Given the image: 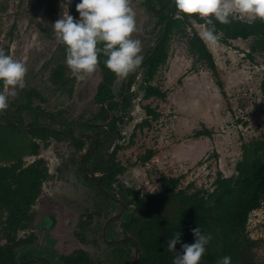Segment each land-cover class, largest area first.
<instances>
[{
    "label": "rangeland",
    "instance_id": "374dc122",
    "mask_svg": "<svg viewBox=\"0 0 264 264\" xmlns=\"http://www.w3.org/2000/svg\"><path fill=\"white\" fill-rule=\"evenodd\" d=\"M77 2L0 0V48L22 61L27 68L26 87L19 90L17 96L10 97L9 107L0 113V145L6 151L0 154V174L9 173L10 167L17 168V175L30 167L45 174L38 198L26 212L25 221L18 223L19 227L11 222L7 204H0V244H5L6 239L16 240L33 234L38 219L54 208L60 214L58 227L45 237L40 233V238L36 237L31 246L45 245V240H50L54 234V244L59 250L56 257L84 248L93 262L113 264L118 258L115 250L119 249L125 252L122 259L130 262L134 254L128 244L110 247L101 241L104 223L113 212L118 214L119 208L102 200L92 184L83 178L78 164L73 161H77L79 151L66 139L40 143L37 150L32 145L34 129L48 125L46 113L52 115L53 126H61L65 121L73 127L81 116L99 110V105L93 101L101 83L98 65L94 73L83 79L72 76L51 26L60 18L65 5L71 15L77 13ZM130 3L137 24V31L132 35L141 41L144 57L159 39L161 26L141 0H130ZM78 16L79 13L73 17ZM177 17L181 18V15ZM203 29L202 25L190 20V26L185 28L183 25L185 35L177 31L170 35L166 60L149 82L141 67L132 77L127 94L130 102L115 110L120 117L119 135L115 141L109 140L101 147L103 164L111 159L116 164L112 192L123 187L137 190L141 195L156 194L160 190L159 175L163 174L179 179L175 192L210 194L219 175L222 178L237 175L236 166L242 160L243 146L264 138V92L261 89L264 53H252L250 40L232 41L228 46L204 41L222 82V94L211 71L197 60L188 46L192 30L200 36ZM58 66H63V77L69 81L64 87L51 81ZM125 80L126 77L115 74L112 92L116 97ZM148 85L163 92L165 98L144 97ZM146 107L157 114L156 118L147 115ZM113 145L115 152L108 158V150ZM85 146H90L89 141ZM149 150L154 152L153 156L143 163L142 158ZM1 188L0 192L6 193L7 189ZM12 190L19 191L14 184L7 192ZM160 210L165 220L172 222L178 205L169 201ZM95 211L98 214H92ZM89 214L92 219L86 218ZM144 218L151 221L153 215L146 213L141 220ZM120 224L118 218L109 226L108 238L124 237ZM245 234L256 242V246L251 251L252 258L244 256V261L246 264H264V202L249 214ZM21 250L22 244H19L15 249L17 256ZM217 250L218 247L213 249V253ZM207 254L206 251L202 255L200 264H216L220 258L217 256L213 262H208L204 257Z\"/></svg>",
    "mask_w": 264,
    "mask_h": 264
},
{
    "label": "trees",
    "instance_id": "16d2710c",
    "mask_svg": "<svg viewBox=\"0 0 264 264\" xmlns=\"http://www.w3.org/2000/svg\"><path fill=\"white\" fill-rule=\"evenodd\" d=\"M141 3L148 13L157 18V23L160 24L162 30L159 39L145 54L140 65L145 70L146 81L149 82L158 67L166 60L170 35L174 31L185 35L183 25L185 28L190 26V20L204 28L207 27V23L206 20L196 15L191 18L187 15H181L182 19L177 17L172 0H141ZM77 14L78 12L73 16ZM214 23L216 30L220 33L219 44L228 46L232 41L250 40L252 53H264V20L257 18L247 22L234 19L229 24H220L216 21ZM181 26L182 28H180ZM191 33L192 35L187 40L190 51L196 55L198 61L203 62L211 71L216 79L217 87L223 94L222 82L218 78L212 54L201 37L194 30ZM60 49L65 54L62 44H60ZM105 59L106 57L101 54L98 62L101 83L97 86L95 98L100 103L111 97L110 87L115 78V73L105 66ZM135 72L136 70L132 73L135 74ZM51 81L55 85L63 87L69 83L63 77V66H58L53 71ZM261 89L264 92V79L261 82ZM144 97L164 99L165 94L148 85L144 89ZM114 105V102L108 103L109 108ZM146 113L156 118L157 114L148 107H146ZM38 130L39 128H35L33 132ZM2 152L6 151L0 145V154ZM153 153L152 150H149L146 156L142 158V162L146 163L150 160ZM9 169V173L0 174V186L9 190L14 184V187L19 191L12 190L8 193L6 190L4 194V191H1L0 204L2 206L7 204L8 209L11 210V222L15 227H19L18 223L25 216L27 207L37 194L42 172L30 167L28 170H24L22 174L17 175L15 174L16 167ZM236 172L235 177L222 178L219 175L215 180V189L206 195H186L181 190L175 192L179 179L166 177L163 174L159 175L160 190L156 194H145L144 197L136 200L139 212L148 210L153 215V220H145L137 228L138 257L132 264H172L175 252L168 250L167 240L179 231L181 243L191 244L194 242V235L191 230L198 226L202 232L210 233L212 237L209 244L206 245L208 254L204 256L208 262H213L214 257L217 256L230 255L232 264H246L244 256L252 258L250 256L251 251L256 246V242L250 240L245 234L248 216L252 211L259 209L264 202V138L243 146L242 160L237 164ZM169 201L176 202L178 205L175 221L172 222L166 221L160 210L162 205ZM216 247L218 250L213 253V249ZM175 249L182 251L180 243L175 245ZM119 253L122 255L121 252ZM87 262L86 258L79 254L68 259L66 264H87ZM0 264H16L13 260L11 245L0 244Z\"/></svg>",
    "mask_w": 264,
    "mask_h": 264
},
{
    "label": "clouds",
    "instance_id": "9594fccd",
    "mask_svg": "<svg viewBox=\"0 0 264 264\" xmlns=\"http://www.w3.org/2000/svg\"><path fill=\"white\" fill-rule=\"evenodd\" d=\"M177 15H196L206 20L207 27L200 33L208 44L219 42L220 33L214 21L229 24L234 19L264 20V0H172ZM78 18L67 11L51 24L56 40L64 46V63L71 75L83 79L95 72L103 54L105 66L124 78L143 62L141 41L133 38L137 31L136 13L130 0H78ZM27 68L4 48H0V113L9 107V98L26 87ZM194 242L181 243L178 231L167 240L169 251L175 252L172 264H199L206 252L210 233L193 228ZM180 243L182 251L175 245ZM216 264H232V257H220Z\"/></svg>",
    "mask_w": 264,
    "mask_h": 264
},
{
    "label": "flooded vegetation",
    "instance_id": "af4514ba",
    "mask_svg": "<svg viewBox=\"0 0 264 264\" xmlns=\"http://www.w3.org/2000/svg\"><path fill=\"white\" fill-rule=\"evenodd\" d=\"M133 75L134 73L132 72L128 74L126 80L123 82V85H121V91L118 97H116L112 92L113 82L110 87L111 97L107 98L103 103H100L96 100L95 94L93 97V101L99 105V110L92 115L81 116V119L79 118L80 120H76V122H74L73 127L69 126L70 123L65 121L61 122V126H53L52 123L54 119L53 117H51L52 115L46 113L44 117L48 120V125L37 126L39 130L32 133V137L34 139L32 145L35 150L38 149V145L40 143L45 144L46 142H50L51 140L63 141L66 139L68 144L74 149H77L80 153L77 161L75 159L73 161L78 164V170L82 173L83 178L88 180L90 184H92L93 188H95L96 192L100 195V198L102 200L112 202L119 208L118 214H115L113 212L110 215L109 219L104 223L100 238L105 245H108L110 247L128 244V247H131L133 249L134 255L130 262H125V260L122 259L125 252H122L121 250L119 251V249L115 250V254L118 258H116L117 260L113 264H132L137 260V228L140 227L141 223L146 220L145 218L141 220L142 215L150 213L148 210L141 213L136 206L137 198H142L145 194L141 195L138 194L137 190L123 187H119L117 188L116 192H112L113 181L116 178V173L114 170L116 164H113L112 159L105 164H103L102 162V145H106L107 141L109 140L115 141L116 136L118 137L119 135V133L117 132V126L120 122V117L115 110L122 104L124 106L128 104L129 99L127 94L130 87L129 84ZM110 102L115 103V105L111 108L108 107V103ZM87 141H89V147L85 146V143ZM108 151V154L107 152L106 154L108 158H111L115 152V146ZM33 154H35V152ZM44 178L45 174H42L38 189L42 188L40 185ZM37 194L35 195L32 203H30L27 207V211L34 206L35 201L38 198ZM119 196H122V198H120ZM92 214L96 215L98 214V211H95ZM92 214L87 215L86 218L92 219ZM59 215L60 214L58 209L54 210L53 208L52 210H47L36 222L33 234H29L26 237L18 238L16 240L14 238H12V240L6 239V243L2 245L12 246L13 260L16 264H66V261L68 259L72 258L74 255L79 254H82L86 258V260L88 261L87 264H100L97 262H93L84 248L77 249L76 252L71 251L69 255H59L58 257H56V251L59 250H57L56 245L54 244V242L56 241L54 234H52L50 240H45V245L39 248H36L37 246H31V243L35 240L36 237L40 238V233L42 237H45L51 232V230L58 227V224L60 223ZM26 217L27 214H25V216L20 220L19 223H23ZM118 218L121 220L119 228L121 229L124 237L119 238L118 240L110 239L108 238L109 236L107 235V231L109 229V226L114 221L118 220ZM29 220L32 221L33 218H30ZM67 221L68 220H66V222ZM21 230L24 231V229ZM19 244H22V250L21 254L17 256L15 249ZM119 252H121L122 255H120Z\"/></svg>",
    "mask_w": 264,
    "mask_h": 264
}]
</instances>
